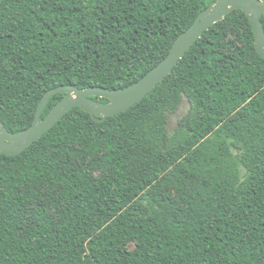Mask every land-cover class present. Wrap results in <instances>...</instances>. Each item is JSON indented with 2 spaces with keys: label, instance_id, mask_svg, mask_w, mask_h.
I'll use <instances>...</instances> for the list:
<instances>
[{
  "label": "trees",
  "instance_id": "trees-1",
  "mask_svg": "<svg viewBox=\"0 0 264 264\" xmlns=\"http://www.w3.org/2000/svg\"><path fill=\"white\" fill-rule=\"evenodd\" d=\"M216 1L2 0L0 124L28 129L58 87L133 85ZM254 43L233 11L125 112L96 123L73 108L19 154L0 153V264H264Z\"/></svg>",
  "mask_w": 264,
  "mask_h": 264
},
{
  "label": "water",
  "instance_id": "water-1",
  "mask_svg": "<svg viewBox=\"0 0 264 264\" xmlns=\"http://www.w3.org/2000/svg\"><path fill=\"white\" fill-rule=\"evenodd\" d=\"M233 11L243 12L249 20L255 51L264 60V31L260 21L264 17V0H218L201 12L193 24L175 39L167 56L161 62L133 85L111 91L95 87L85 90H77L71 86L58 87L42 96L35 111L33 123L28 129L11 134L6 132L0 124V153L7 156L19 154L49 131L73 108L88 114L96 123L125 112L170 74L185 52L201 38L204 32L221 22ZM55 95L62 97L41 120L40 116L47 102ZM93 97L105 99L107 103L92 100Z\"/></svg>",
  "mask_w": 264,
  "mask_h": 264
},
{
  "label": "rangeland",
  "instance_id": "rangeland-1",
  "mask_svg": "<svg viewBox=\"0 0 264 264\" xmlns=\"http://www.w3.org/2000/svg\"><path fill=\"white\" fill-rule=\"evenodd\" d=\"M231 39H234L232 36H230ZM188 110V103L185 99L182 100L181 104L178 106L177 110L174 114L168 115V125H167V131L170 132L175 126L177 121L183 117Z\"/></svg>",
  "mask_w": 264,
  "mask_h": 264
}]
</instances>
